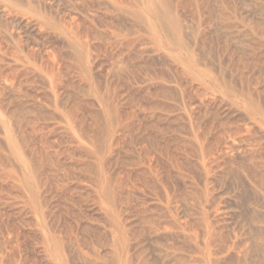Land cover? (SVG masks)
I'll return each mask as SVG.
<instances>
[{
    "label": "rangeland",
    "instance_id": "rangeland-1",
    "mask_svg": "<svg viewBox=\"0 0 264 264\" xmlns=\"http://www.w3.org/2000/svg\"><path fill=\"white\" fill-rule=\"evenodd\" d=\"M0 264H264V0H0Z\"/></svg>",
    "mask_w": 264,
    "mask_h": 264
}]
</instances>
